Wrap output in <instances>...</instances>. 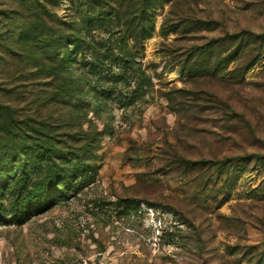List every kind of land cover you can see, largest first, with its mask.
I'll use <instances>...</instances> for the list:
<instances>
[{"label": "rangeland", "instance_id": "374dc122", "mask_svg": "<svg viewBox=\"0 0 264 264\" xmlns=\"http://www.w3.org/2000/svg\"><path fill=\"white\" fill-rule=\"evenodd\" d=\"M44 5L0 0V145L14 125L41 130L91 171L42 212L0 223V264H264V0L162 1L144 39L124 38L127 67L104 59L126 78L103 80L112 94L67 97L41 46L18 39ZM49 11L68 21L72 6ZM230 161L238 169H217Z\"/></svg>", "mask_w": 264, "mask_h": 264}, {"label": "trees", "instance_id": "16d2710c", "mask_svg": "<svg viewBox=\"0 0 264 264\" xmlns=\"http://www.w3.org/2000/svg\"><path fill=\"white\" fill-rule=\"evenodd\" d=\"M45 1L48 7L43 6L44 13L36 6L28 28L17 35L19 42L32 40L33 48L41 46L47 61L42 65L43 72L52 82H58L60 96L67 97L101 92L112 94L110 88L103 86V80L113 77L109 75L126 78L120 69L115 72L117 67L104 59L113 58L120 68H126L130 58L125 39H144L151 29L150 13L165 0H126L128 3L124 7L122 0L115 5L110 0H68L72 6L68 21L58 20L49 11V7H56L61 0ZM131 17L135 21L134 32L129 28ZM124 24L122 34H115V27ZM101 30L108 38L96 40L94 32ZM112 37L114 44H110ZM244 47L239 44L234 53L239 56ZM74 65L81 73L76 80H71ZM91 77L96 78L95 82L89 80ZM73 98L71 102L77 103L79 98ZM78 102L84 103L82 99ZM0 109L8 111L7 107L0 106ZM13 127L16 132L7 134V140L0 145V223L5 224H20L26 217L42 212L91 171L78 156L69 157L51 141L41 138V130H33L37 136H32L19 126ZM19 130L22 134L16 135ZM237 166L238 162L232 161L216 164L222 171L238 169ZM8 189L13 197L9 210L2 204L3 191Z\"/></svg>", "mask_w": 264, "mask_h": 264}]
</instances>
